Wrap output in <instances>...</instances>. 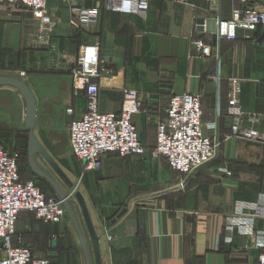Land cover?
Instances as JSON below:
<instances>
[{
  "label": "crops",
  "instance_id": "obj_1",
  "mask_svg": "<svg viewBox=\"0 0 264 264\" xmlns=\"http://www.w3.org/2000/svg\"><path fill=\"white\" fill-rule=\"evenodd\" d=\"M5 4L8 3H0V74L16 69L19 80L24 83L31 80L20 67L39 62L41 55L37 54L42 52L55 53L65 67L64 72L48 75L57 83L51 87L56 97L42 99L45 110L64 108L65 115L60 113L57 118H51V126L65 124L68 118V129L71 122L83 117L86 103L82 98H71L68 69L82 46L96 42L103 61L105 52L123 53V65L112 64L109 70L120 67L124 87L136 91L143 108L148 109V114L141 113L133 119L139 140L146 149L155 147V122L164 120V110L174 94L199 96L203 122L216 123L214 131L203 129L205 136L217 135L221 142L216 159L190 175L184 192L160 199L137 200L178 181L180 175L170 169L165 159H151L148 154L125 158L109 154L104 158L102 169L93 172L85 171L72 155L78 167L69 163L66 168H71L69 173L78 177L80 191L75 195L81 196L99 237L96 256L82 217L84 228L77 225L86 244L89 264H258L255 239L235 234L228 243L223 225L238 202L255 203L258 211L264 213V145L229 137L233 118L228 115V94L233 85H238L240 105L248 115L242 121L243 126L264 135V26L254 31L239 30L234 40L220 38L217 33L216 44L212 43L210 34L199 35L196 22L200 19L229 21L234 0H187L185 3L148 0L147 11L137 14L105 11L104 0H48L49 24L32 14L28 17L30 12L8 8ZM248 4L264 10V0H248ZM95 8L100 10L96 25L81 30L71 26L73 10ZM32 21L39 28L32 29ZM198 41L212 48L209 58L199 56ZM43 43L49 48L39 47ZM28 53L34 54L33 62H28ZM59 63L50 55L46 64L58 67ZM21 72L25 75L21 76ZM160 90L169 94H160ZM38 92L39 86L35 84L32 93ZM151 95H157L158 99H150ZM121 99L122 93L118 90L100 89V112L117 113ZM23 102L14 88L0 87V132L22 125L28 143ZM252 115L257 117L256 122L251 120ZM37 118L35 114V124ZM35 138L43 153H36L34 161L37 155L50 159L45 144ZM3 141L0 136V146L5 148ZM67 141L70 151L68 132ZM26 163L29 173L49 184L58 196L50 183L32 172L27 153ZM225 171L230 175H225ZM57 175L67 188H73L61 169ZM77 204L80 208L78 201ZM70 223L73 233L60 226L61 223H43L33 213L23 212L16 224L13 243L28 247L36 258L49 260L45 257L48 252L58 255L55 264H73L75 256L71 254L81 251L86 264L79 237L71 220ZM256 227L263 230L264 222L257 221Z\"/></svg>",
  "mask_w": 264,
  "mask_h": 264
},
{
  "label": "built area",
  "instance_id": "obj_2",
  "mask_svg": "<svg viewBox=\"0 0 264 264\" xmlns=\"http://www.w3.org/2000/svg\"><path fill=\"white\" fill-rule=\"evenodd\" d=\"M185 3L187 0H176ZM235 7L229 21L217 22L220 38L234 40L236 33L254 31L264 26V10L251 7L248 0H234ZM48 0H0L21 7L33 17L49 24L46 15ZM103 9L122 14L144 13L148 0H104ZM99 9H75L71 26L85 29L96 25ZM199 56L203 59L212 55L209 44L196 42ZM71 78V98L83 97L86 109L83 117L69 124L67 132L71 154L83 165L85 171L98 172L104 158L115 154L120 158L148 154L151 159L163 158L170 169L180 176L178 181L139 197L138 201L160 199L186 190L187 180L200 167L214 161L221 142L217 135L209 138L203 129L215 130L216 123L202 120L201 99L193 94H174L164 110L165 118L155 122L156 145L146 149L140 142L133 122L136 115L148 114L143 108L140 95L128 90L122 81V69L107 70L100 58L99 44L82 46L69 68ZM24 76V72L20 73ZM110 88L122 93L120 109L117 113H101L98 105L100 89ZM228 115L232 117L229 137L264 145V135L243 126L248 116L239 100V87L233 85L228 94ZM70 112V110H69ZM257 121V117L250 116ZM230 175L229 171L224 172ZM22 212H31L43 223L60 224L65 217L61 201L47 199L33 181H22L13 157L0 146V264H50L47 259L36 258L28 247L13 243L16 224ZM264 222V213L258 211L255 203L238 202L234 212L225 217V239L231 243L235 234L255 239L259 251L258 264H264V229L258 230L257 221ZM110 239V238H109Z\"/></svg>",
  "mask_w": 264,
  "mask_h": 264
},
{
  "label": "rangeland",
  "instance_id": "obj_3",
  "mask_svg": "<svg viewBox=\"0 0 264 264\" xmlns=\"http://www.w3.org/2000/svg\"><path fill=\"white\" fill-rule=\"evenodd\" d=\"M6 7L10 8H18L16 5H9L5 4ZM23 12V9H21ZM42 21L41 19H39ZM43 22V21H42ZM44 23V22H43ZM45 24V23H44ZM32 29L33 28H39L37 22L34 23V21L31 22ZM52 26V25H51ZM33 47L38 48L37 45H32ZM39 47L43 48H49L46 44H41ZM35 49V48H34ZM22 50V49H21ZM55 53H47V52H42V54H37L41 55V59L37 63H32V64H26L25 66L23 65L20 67L21 70L27 72L26 77L31 78V80L25 81L26 86L32 93V89L34 90L35 84L39 86V92L37 95L32 93L34 98L36 99V104H37V116L38 118L36 119V124H35V129H34V134L35 136L45 144L47 149L50 152L51 158L47 157H42L41 155H37L35 157V161L37 165L46 173L48 174L53 180H55L58 185L60 186L64 196L67 197V203L69 205L70 210L72 211L73 215L75 216L77 224H81V227H83V221H82V215L80 212V208L77 204V201L75 200V193L77 191H80V187L77 186V178L76 175L70 174L69 170L71 168H66L68 164H72L74 167H78L77 162L73 158L72 154L69 151L68 148V141H67V119L65 118V124H58L59 126H51L50 124V119L51 118H57V116L61 113L62 115L64 114V108L60 109H55V110H45V106L42 102V99H52L56 97V94L51 93V87L53 85H56L57 83L55 80H52L48 78V75H50L53 72L57 71H65L64 65H62V60L61 57L58 55H54ZM34 55V54H33ZM33 55L27 54V59L28 62H33ZM36 55V54H35ZM53 55V57L56 59V61H59L58 67L56 65H50L49 66L46 64L49 56ZM24 56V55H23ZM14 57V55H13ZM28 65V66H27ZM69 71V69H68ZM3 72V71H1ZM6 72V73H5ZM17 70L16 69H11L8 71H4L3 74H0L1 76H10L14 77L16 79H19L20 77H17L16 75ZM70 72V71H69ZM29 73V74H28ZM25 74V73H24ZM68 79V77H65ZM37 79L38 82H37ZM14 91L21 97L23 100L22 96L14 89ZM37 96V97H36ZM59 96V94H57ZM82 98L84 101L85 99ZM24 103V102H23ZM86 103V101H85ZM6 132L2 131L0 132V136L4 140L2 142L3 146L7 149V151L15 157V161L18 167V172L21 177L24 178H30L33 180L35 185L40 189V191L44 194V196L47 199H50L48 197L55 198V201H61L60 198L55 194L53 189L50 187L49 184H47L44 181H41L37 179L36 177H33L32 174L29 173V169L26 163V147H27V132L25 131L24 127L20 125L19 127H13L11 129H4ZM61 169V171L66 175V177L72 182L73 188L69 189L66 187L65 183L61 181L60 177L57 175V170ZM78 169L76 168L75 171ZM54 200V199H53ZM62 203V201H61ZM63 205V204H62ZM65 210V208H64ZM23 213V212H22ZM60 226H63L67 229V231L73 233L74 229L70 223L68 213L65 210V217L63 218V222L60 224ZM49 254H46L47 257L51 263H56L57 261V256L58 255H53V253L48 252ZM75 256V260H73V264H84L83 257L81 251L78 252L77 254H71ZM70 255V256H71ZM92 256V255H91ZM93 261V260H92Z\"/></svg>",
  "mask_w": 264,
  "mask_h": 264
},
{
  "label": "water",
  "instance_id": "obj_4",
  "mask_svg": "<svg viewBox=\"0 0 264 264\" xmlns=\"http://www.w3.org/2000/svg\"><path fill=\"white\" fill-rule=\"evenodd\" d=\"M27 16L31 17V13H28ZM196 25H197L196 30L199 33V35H202L203 33L210 34L211 38H212V43L216 44L218 26H217V22L214 19H205V20L200 19L196 22ZM104 57H105V61H103V63H104V67L107 70H109L111 68L112 64L123 65V61H122L123 53L122 52H110V51L105 52ZM112 58H114V59H112ZM116 58H121V59L119 60ZM3 86L14 88L22 96V98L24 100V103H25V128L29 132L28 143H27V158H28L29 167L37 177H39L40 179H43V180L47 181L48 183H50L51 186L56 190L60 200L62 201L63 207L65 208L66 212L68 213L70 220L72 221V223L75 227V230L77 232V235L79 237V240H80V243H81L84 255H85L86 264H89V257L87 254L86 244H85L83 235L79 229V226L77 225L75 217L69 208V205L67 203V197L61 193V191L59 190L57 185L54 183V181L38 168V166L36 165V163L34 161V155L36 153H38V152L43 153V149H42L41 145L39 144V142L37 141V139L35 138V136L33 134V129H34V125H35V114H36L35 99L31 93V91L26 86V84L19 79H16V78L10 77V76H0V87H3ZM159 93L160 94H169L166 91H162V90H160ZM150 99H158V96L157 95H151ZM75 198L80 205L82 217H83L84 223L86 225V229H87L88 235L91 239L92 245L95 248V254L97 256V254H98L97 247H98L99 237H97V235L95 234V231H94L93 226L91 224L89 214L87 212V209L83 203L81 196L79 194H76ZM53 246H54V243H53Z\"/></svg>",
  "mask_w": 264,
  "mask_h": 264
},
{
  "label": "trees",
  "instance_id": "obj_5",
  "mask_svg": "<svg viewBox=\"0 0 264 264\" xmlns=\"http://www.w3.org/2000/svg\"><path fill=\"white\" fill-rule=\"evenodd\" d=\"M20 10L22 9L21 7H18Z\"/></svg>",
  "mask_w": 264,
  "mask_h": 264
}]
</instances>
